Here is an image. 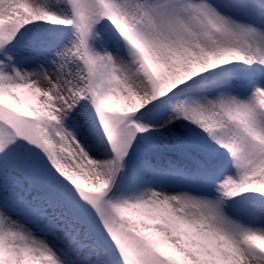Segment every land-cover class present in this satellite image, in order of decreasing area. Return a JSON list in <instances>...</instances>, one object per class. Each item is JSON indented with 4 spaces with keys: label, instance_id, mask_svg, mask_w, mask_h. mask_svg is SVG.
I'll return each mask as SVG.
<instances>
[{
    "label": "snow or ice",
    "instance_id": "6c2138e0",
    "mask_svg": "<svg viewBox=\"0 0 264 264\" xmlns=\"http://www.w3.org/2000/svg\"><path fill=\"white\" fill-rule=\"evenodd\" d=\"M0 264H264V0H0Z\"/></svg>",
    "mask_w": 264,
    "mask_h": 264
}]
</instances>
